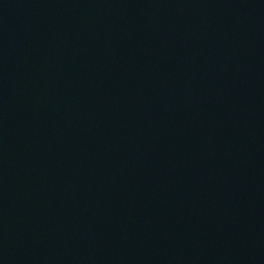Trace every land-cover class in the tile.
Masks as SVG:
<instances>
[{
  "label": "water",
  "instance_id": "95a60500",
  "mask_svg": "<svg viewBox=\"0 0 264 264\" xmlns=\"http://www.w3.org/2000/svg\"><path fill=\"white\" fill-rule=\"evenodd\" d=\"M0 264H264V0H0Z\"/></svg>",
  "mask_w": 264,
  "mask_h": 264
}]
</instances>
